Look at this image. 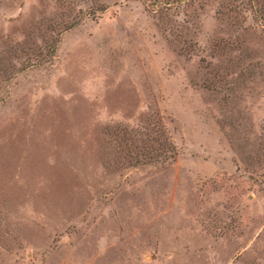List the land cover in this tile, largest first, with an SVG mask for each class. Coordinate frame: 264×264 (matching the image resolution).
<instances>
[{
    "label": "rangeland",
    "instance_id": "rangeland-1",
    "mask_svg": "<svg viewBox=\"0 0 264 264\" xmlns=\"http://www.w3.org/2000/svg\"><path fill=\"white\" fill-rule=\"evenodd\" d=\"M0 264H264V0H0Z\"/></svg>",
    "mask_w": 264,
    "mask_h": 264
},
{
    "label": "trees",
    "instance_id": "trees-1",
    "mask_svg": "<svg viewBox=\"0 0 264 264\" xmlns=\"http://www.w3.org/2000/svg\"><path fill=\"white\" fill-rule=\"evenodd\" d=\"M176 1V0H175ZM182 1V0H181ZM168 2H172V0H168ZM141 134L140 130L128 132L125 129L120 130V133H113L111 136L115 137L117 145H119L122 149L118 152H122L126 155H130L131 147H132V139L135 137L140 142V151L138 161L140 163H148V162H163L168 159L174 158L175 149L167 142H163L158 140L155 137L144 136L145 138H140ZM134 135V136H133ZM138 145H134L136 147Z\"/></svg>",
    "mask_w": 264,
    "mask_h": 264
}]
</instances>
